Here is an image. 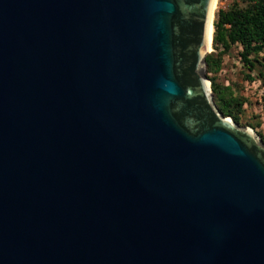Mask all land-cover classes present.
I'll return each instance as SVG.
<instances>
[{"label": "water", "instance_id": "obj_1", "mask_svg": "<svg viewBox=\"0 0 264 264\" xmlns=\"http://www.w3.org/2000/svg\"><path fill=\"white\" fill-rule=\"evenodd\" d=\"M213 4L0 0V264H264V140L215 103Z\"/></svg>", "mask_w": 264, "mask_h": 264}, {"label": "trees", "instance_id": "obj_2", "mask_svg": "<svg viewBox=\"0 0 264 264\" xmlns=\"http://www.w3.org/2000/svg\"><path fill=\"white\" fill-rule=\"evenodd\" d=\"M228 57L241 65L244 81L264 85V0H232L227 8H220L214 20L213 51L206 58V74L219 110L257 130L259 123L245 120L249 100L241 92L243 85L219 82ZM258 134L264 140V134Z\"/></svg>", "mask_w": 264, "mask_h": 264}, {"label": "rangeland", "instance_id": "obj_3", "mask_svg": "<svg viewBox=\"0 0 264 264\" xmlns=\"http://www.w3.org/2000/svg\"><path fill=\"white\" fill-rule=\"evenodd\" d=\"M231 2L232 0H218L215 13H217L220 8H227ZM218 77L219 82L222 84L243 85L244 88L241 92L249 100V102L245 105V120H249L254 124L259 123L260 127L256 131L264 134V85L262 84V81H256L254 83L244 81L243 76L241 75V65L235 59L229 57L226 58L224 68Z\"/></svg>", "mask_w": 264, "mask_h": 264}, {"label": "bare ground", "instance_id": "obj_4", "mask_svg": "<svg viewBox=\"0 0 264 264\" xmlns=\"http://www.w3.org/2000/svg\"><path fill=\"white\" fill-rule=\"evenodd\" d=\"M217 3H218V0H214V4H213V11H212V18H211V24H210V33H209V36H210V49H211V43H212V40H213V35H214V18H215V12H216V8H217Z\"/></svg>", "mask_w": 264, "mask_h": 264}]
</instances>
